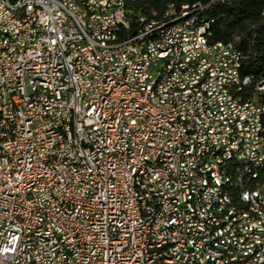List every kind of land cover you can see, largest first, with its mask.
I'll return each instance as SVG.
<instances>
[{"label": "built area", "instance_id": "1", "mask_svg": "<svg viewBox=\"0 0 264 264\" xmlns=\"http://www.w3.org/2000/svg\"><path fill=\"white\" fill-rule=\"evenodd\" d=\"M129 1L85 0L94 9V25L86 26L70 0H0V264H264V252L257 251L264 238L231 209L233 193L216 200L217 188L230 181L220 176L227 156H219L228 132L213 117V107H220L213 89L221 88L225 99L227 90L238 92L248 137L233 153L235 164L243 163V171L254 166L258 178L264 146L255 148V138L264 131V103L256 96L264 81H238L245 61L240 50L210 42L213 23L197 28L208 10L237 0L169 9L165 28L140 19L135 35ZM74 28L83 29L85 45H78ZM90 29H97L98 40L89 41ZM116 40H126L125 49L112 50ZM167 52H175L170 65L179 72L163 93L175 97L208 83L211 106L196 94L175 108L149 98L150 84L170 66L158 63ZM135 55L143 65L128 74ZM192 73H200V81H189ZM57 93L67 94V110L57 107ZM70 117H77L80 131L76 147H68ZM180 125L191 127L193 140L183 138ZM193 147H200L204 162L191 159ZM195 163L214 173L212 190L195 176ZM256 194L264 203V186ZM196 195L205 196L204 217L193 211ZM201 220H209L212 231H202ZM229 227L243 228L251 243H239Z\"/></svg>", "mask_w": 264, "mask_h": 264}, {"label": "bare ground", "instance_id": "2", "mask_svg": "<svg viewBox=\"0 0 264 264\" xmlns=\"http://www.w3.org/2000/svg\"><path fill=\"white\" fill-rule=\"evenodd\" d=\"M76 7L77 15L83 16V24L86 26L94 25V9L86 6L85 0H70ZM197 6L189 7L196 9ZM147 22L145 19H142ZM171 21V13H167L160 21L148 22L149 28H165ZM212 22L201 17L197 21V28L207 29L211 27ZM74 35L78 36V45H85V36L83 29L74 28ZM122 35H129V27H122ZM98 40L97 29H90L89 41ZM191 44H198V35H191ZM126 47V40H116L112 43V50H122ZM177 53H184V46H177ZM175 59V52H167L158 55L159 66H169ZM139 65H143L142 55H135V62L128 67V74H137ZM179 72V65H170L168 71L162 72V78H159L155 84H150L149 98H154L161 108H175L188 104L196 94V99L201 100L203 106H211L212 98L208 92V83H201V86H189L182 88L175 97H167L163 93L164 88L169 87V81H173ZM242 72H238V81H246ZM253 79V78H252ZM189 81H200V73L189 74ZM213 96L217 97L220 107H213L214 122L218 127H226V138H221L219 156H227L225 167H220V176L228 177L230 184L220 185L216 190V200L226 201L227 195H234L230 199L231 209H239L240 217L247 223L255 224V234L264 238V203H259L256 190L249 191L248 184H252L258 178H253L254 166H247L243 171V163L235 164V154L240 153L244 137H248V126L242 123V116H238V92L227 90V99H225L221 88L213 89ZM256 103H264V90L258 92ZM57 107L59 110H67L68 98L66 93H57ZM226 111V112H224ZM227 113V114H226ZM204 120H211V113H204ZM68 129V147H76L80 140V131L77 127V117H70L67 121ZM180 134L186 140H193L191 127L180 125ZM264 146V131L255 138V148ZM191 159H197V162H204V155H200V147H193ZM207 169H214V160H207ZM264 170V161L258 163V173ZM195 176H202V186L205 190H212L214 184V173L212 170H205L203 163L194 164ZM243 172L240 179V173ZM132 177H140V170H132ZM242 199V200H239ZM243 202V204H242ZM205 196L196 195L193 197V211L197 217H204ZM202 231H212V223L209 220H201ZM229 234L234 235L239 243H251V236L243 228L229 227ZM217 236H224V228H217ZM209 249H217V242H209ZM257 251L264 252V239H258ZM231 258H238V251H231Z\"/></svg>", "mask_w": 264, "mask_h": 264}, {"label": "trees", "instance_id": "3", "mask_svg": "<svg viewBox=\"0 0 264 264\" xmlns=\"http://www.w3.org/2000/svg\"><path fill=\"white\" fill-rule=\"evenodd\" d=\"M211 0H130L127 5L131 35L138 33L139 20H162L169 9L180 13L185 7L208 6ZM264 0H237L231 4H219L208 10L204 19L213 23L212 43L234 44L245 57L242 74L256 82L264 81ZM264 186V170L258 179L248 184L254 191Z\"/></svg>", "mask_w": 264, "mask_h": 264}]
</instances>
